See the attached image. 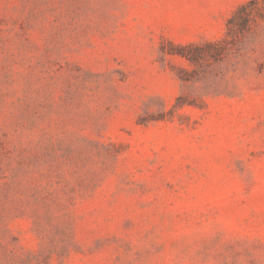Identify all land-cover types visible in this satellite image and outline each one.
Segmentation results:
<instances>
[{"label": "rangeland", "instance_id": "obj_1", "mask_svg": "<svg viewBox=\"0 0 264 264\" xmlns=\"http://www.w3.org/2000/svg\"><path fill=\"white\" fill-rule=\"evenodd\" d=\"M0 0V264H264V0Z\"/></svg>", "mask_w": 264, "mask_h": 264}, {"label": "trees", "instance_id": "obj_2", "mask_svg": "<svg viewBox=\"0 0 264 264\" xmlns=\"http://www.w3.org/2000/svg\"><path fill=\"white\" fill-rule=\"evenodd\" d=\"M257 0H251L249 3L241 5L234 14L228 19V26L235 22V18L237 15H240V20L237 23L238 25L245 24L249 15L251 14V9L249 8L252 4H256Z\"/></svg>", "mask_w": 264, "mask_h": 264}]
</instances>
